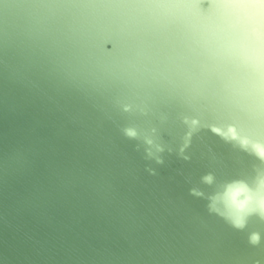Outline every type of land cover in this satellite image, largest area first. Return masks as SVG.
<instances>
[{
    "label": "water",
    "instance_id": "water-1",
    "mask_svg": "<svg viewBox=\"0 0 264 264\" xmlns=\"http://www.w3.org/2000/svg\"><path fill=\"white\" fill-rule=\"evenodd\" d=\"M255 144L264 0H0V264H264Z\"/></svg>",
    "mask_w": 264,
    "mask_h": 264
},
{
    "label": "clouds",
    "instance_id": "clouds-1",
    "mask_svg": "<svg viewBox=\"0 0 264 264\" xmlns=\"http://www.w3.org/2000/svg\"><path fill=\"white\" fill-rule=\"evenodd\" d=\"M197 7L203 13H209L216 8V0H195ZM126 40L130 39L127 36L124 37ZM145 143L148 145L150 154H156L162 151V148L152 139H146ZM253 154L258 159L264 160V144H255L252 146ZM242 188L241 191H246L247 195L244 197V201L241 202L242 207H248L255 209L250 214H258L264 217V173L260 174V178L257 181L256 188L253 189L246 181H238ZM257 194L260 195V199H257ZM240 191L234 193V198H239Z\"/></svg>",
    "mask_w": 264,
    "mask_h": 264
}]
</instances>
